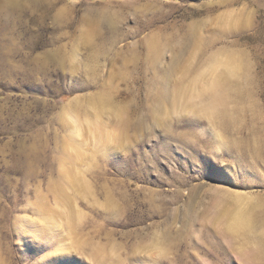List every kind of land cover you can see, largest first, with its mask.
I'll use <instances>...</instances> for the list:
<instances>
[{
	"label": "rangeland",
	"instance_id": "1",
	"mask_svg": "<svg viewBox=\"0 0 264 264\" xmlns=\"http://www.w3.org/2000/svg\"><path fill=\"white\" fill-rule=\"evenodd\" d=\"M240 213L264 228V0H0V264H264Z\"/></svg>",
	"mask_w": 264,
	"mask_h": 264
},
{
	"label": "bare ground",
	"instance_id": "2",
	"mask_svg": "<svg viewBox=\"0 0 264 264\" xmlns=\"http://www.w3.org/2000/svg\"><path fill=\"white\" fill-rule=\"evenodd\" d=\"M219 65L221 67L220 74L215 75V78H213L214 79L213 82L210 83L211 85H210L209 89L208 90L205 89V92L207 90V94H209L208 92H210V95H209L210 97H209V99L206 98V100L209 101V106L211 107L210 109H212V111L210 110L211 113H209V109L203 110L204 104L199 103L200 105H202L201 106L202 109H201L200 105H199L200 110L198 111L196 109L197 112H201L202 110L205 112V110H206L207 113L212 114L211 117L216 114V116H214V117H216V119H217V113L219 112L217 108L224 105V103L228 101V100L226 101V99L230 98V95L228 94L230 82H228L227 78H229V76H232V77L236 76L240 71V66L236 62H234L232 59H225V60L221 61L219 63ZM237 92H239V91H237ZM179 93H180V91H179ZM173 95H174V93H173ZM165 96H166V94H165ZM169 96L171 97V95H169ZM176 96L178 98H180L181 93L179 96L178 95H176ZM175 97H174V99H175ZM177 97H176V100H177ZM206 97H208V96H206ZM164 99H166V98H164ZM162 100H163V97H162ZM206 104L207 103H205L204 107L206 106ZM219 109L221 111L218 114L223 116V117L226 116V115H224L225 113L222 112V110L225 108H223V109L219 108ZM213 113H215V114H213ZM201 114H202V112H201ZM223 119H222V122H223ZM259 222H257L250 213L249 214L248 213H240L233 219V221L230 224L227 225V228H228L227 232L230 231L231 234H234L235 236L247 237V239L249 240V242L251 244L250 248H251L252 260L253 259H257V260L259 259L260 260L261 258L264 260V228H263V225L261 224V222L260 223ZM249 263H251V262L249 261Z\"/></svg>",
	"mask_w": 264,
	"mask_h": 264
}]
</instances>
